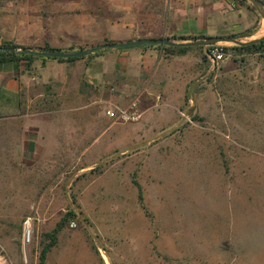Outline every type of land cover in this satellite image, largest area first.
Here are the masks:
<instances>
[{
    "label": "rangeland",
    "instance_id": "374dc122",
    "mask_svg": "<svg viewBox=\"0 0 264 264\" xmlns=\"http://www.w3.org/2000/svg\"><path fill=\"white\" fill-rule=\"evenodd\" d=\"M219 1L204 38L264 37L248 0ZM74 2L48 5L41 41L88 50L121 22L112 6L125 0H82L81 15ZM143 2L170 19L182 0ZM212 47L235 45L200 47L184 90L176 78L156 86L137 121L104 117L118 97L110 80L88 84L71 66L30 76L16 109L29 117L0 121V264H38L41 235L68 211L75 217L45 264H264V49L227 52L212 67ZM27 218L30 247L21 242Z\"/></svg>",
    "mask_w": 264,
    "mask_h": 264
},
{
    "label": "crops",
    "instance_id": "0c3cea01",
    "mask_svg": "<svg viewBox=\"0 0 264 264\" xmlns=\"http://www.w3.org/2000/svg\"><path fill=\"white\" fill-rule=\"evenodd\" d=\"M143 1L125 0L121 7L113 5L112 8H120V12L123 13L121 22L107 23L104 26L101 42L90 44L100 45L105 39L120 44L143 39L210 35L206 19L210 16L209 14L212 16L221 10L219 0H196L192 9L186 6L187 0H182L180 6L173 8L169 19V16L164 18L158 16L157 11H149V6ZM74 4L76 8H74V15H81L85 10L83 8L85 2L77 0ZM47 9L48 6H43L41 0H0V45L8 41L22 47H42L46 42L41 41L40 31L44 27L40 19L47 15ZM166 14L167 11H165ZM74 28H78L77 25H74ZM141 29L145 34L139 33ZM220 31L221 29L216 28V33ZM73 33L72 36L80 34L74 31ZM200 52L194 47L180 55H169L162 47L157 46L105 47L97 56L92 58L86 56L73 63L35 59L30 71L26 69L25 61L0 64V121L12 122L29 117V115L17 114L16 109L20 91H23V87L27 86L29 80L36 81L34 78L30 79L31 75L37 76L36 73L46 70H64L67 66H71L68 69L73 70V76L76 78L81 73L84 74L83 79H88V84L95 79L110 80L118 91L116 102H110L118 107H120L119 104H126L123 108L136 103L138 111L142 104V97L144 96L145 100V96L152 97V92L158 85H165L166 91L176 78V83H180L184 90L185 77L192 73L187 71L186 62L195 60L194 66L198 65L201 58ZM39 80L43 82L42 79H38L37 83ZM104 117H106L105 111ZM24 121L29 122L26 119ZM32 149V144L29 143L28 148L24 146L22 151L26 155Z\"/></svg>",
    "mask_w": 264,
    "mask_h": 264
},
{
    "label": "trees",
    "instance_id": "16d2710c",
    "mask_svg": "<svg viewBox=\"0 0 264 264\" xmlns=\"http://www.w3.org/2000/svg\"><path fill=\"white\" fill-rule=\"evenodd\" d=\"M65 0H41L43 6H48L51 2H64ZM77 1V0H74ZM252 34L250 32L245 31L241 33V35H233L229 38L232 40H237L239 38H246L250 37ZM204 36H198V37H172L168 38V40H174V41H194V40H201ZM111 44L116 45L117 43L113 41H109L107 39L104 40V42L100 45H94L91 47V49H94V52L87 56V58H92L94 56H97L99 52L104 50L106 46H109ZM162 47V49L169 55H180L185 54L188 50L192 49L193 47H165V46H157ZM200 49V47H194ZM6 49H15L20 50L22 53H15V52H9L6 51ZM264 49V41L260 42L259 44L250 45V46H242V47H230V48H222L224 53L231 52L233 56L236 55H242V54H259L262 53ZM85 48L79 47L74 48L70 47L69 49H61V48H55L50 46L48 43H45L42 47H22L18 46L13 42L4 41L0 45V64L3 63H9V62H15L18 63L20 61L26 62V69L31 70L33 61L35 59H42L43 61L46 60H54L59 63H73L77 60L84 59L83 58H68V59H59V58H43L40 56H36L34 54H27L25 51H33V52H66V53H73L77 51H83ZM204 60H206V57L203 56ZM75 217V213L73 211H68L65 213L61 219L58 221V223L55 225V227L49 231L45 232L41 235L40 243H39V253H38V264H45L48 254L51 252V250L56 246L58 241V236L61 233V231L67 226V224Z\"/></svg>",
    "mask_w": 264,
    "mask_h": 264
},
{
    "label": "water",
    "instance_id": "95a60500",
    "mask_svg": "<svg viewBox=\"0 0 264 264\" xmlns=\"http://www.w3.org/2000/svg\"><path fill=\"white\" fill-rule=\"evenodd\" d=\"M252 6L257 10L259 16L262 18L264 21V10L262 5L258 0H248ZM264 41V37L259 38V39H253L248 42H240L232 39H223V38H218V37H205L201 40H194V41H189V42H180L176 43L174 41L164 39V38H159V39H143V40H138V41H132V42H126V43H120V44H111L109 48H115V47H120V48H128V47H140V46H165V47H210L214 46L218 42H231L237 47H242V46H250V45H255L259 44L260 42ZM6 51L9 52H15V53H22L20 50H15V49H6ZM94 52V49H88V50H83V51H77L73 53H66V52H33V51H25V53L29 54H34L36 56H40L43 58H61V59H68V58H83L86 56L91 55Z\"/></svg>",
    "mask_w": 264,
    "mask_h": 264
},
{
    "label": "built area",
    "instance_id": "2783aa9c",
    "mask_svg": "<svg viewBox=\"0 0 264 264\" xmlns=\"http://www.w3.org/2000/svg\"><path fill=\"white\" fill-rule=\"evenodd\" d=\"M206 56L211 62L212 67H215L223 61L225 53L221 47H212ZM105 116L110 120L123 122L137 121L140 118V114L136 109V103H132L128 108H121L108 103ZM21 242L24 247H30L33 244V228L30 218H27L23 223Z\"/></svg>",
    "mask_w": 264,
    "mask_h": 264
}]
</instances>
